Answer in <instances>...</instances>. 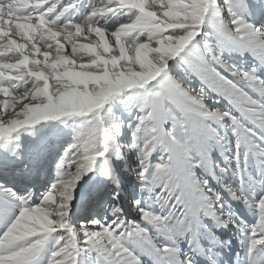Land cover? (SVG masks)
<instances>
[{
  "label": "snow or ice",
  "instance_id": "6c2138e0",
  "mask_svg": "<svg viewBox=\"0 0 264 264\" xmlns=\"http://www.w3.org/2000/svg\"><path fill=\"white\" fill-rule=\"evenodd\" d=\"M0 264H264V0H0Z\"/></svg>",
  "mask_w": 264,
  "mask_h": 264
},
{
  "label": "bare ground",
  "instance_id": "6f19581e",
  "mask_svg": "<svg viewBox=\"0 0 264 264\" xmlns=\"http://www.w3.org/2000/svg\"><path fill=\"white\" fill-rule=\"evenodd\" d=\"M72 120H69L67 124H59L56 122L54 125L49 123L48 125L38 126V133L36 136H29L27 133L21 134V141L26 145L27 151L25 153V159H31L33 155L38 157L37 164L48 157L49 159L53 155H58L67 141H70L72 136ZM47 127L48 132L51 133L53 127L57 130V134L63 137V141L56 143L53 139L49 138L44 140V135L39 132V128Z\"/></svg>",
  "mask_w": 264,
  "mask_h": 264
}]
</instances>
